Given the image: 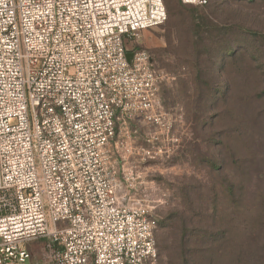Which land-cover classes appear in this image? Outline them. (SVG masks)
Instances as JSON below:
<instances>
[{
    "label": "built area",
    "instance_id": "built-area-1",
    "mask_svg": "<svg viewBox=\"0 0 264 264\" xmlns=\"http://www.w3.org/2000/svg\"><path fill=\"white\" fill-rule=\"evenodd\" d=\"M165 21L163 0H0V264L39 240L43 264L155 263L158 218L120 146L163 120L170 77L125 42Z\"/></svg>",
    "mask_w": 264,
    "mask_h": 264
},
{
    "label": "rangeland",
    "instance_id": "rangeland-1",
    "mask_svg": "<svg viewBox=\"0 0 264 264\" xmlns=\"http://www.w3.org/2000/svg\"><path fill=\"white\" fill-rule=\"evenodd\" d=\"M165 8L125 42L170 77L163 120L133 122L120 146L158 218L154 264H264V41L247 34L264 35V0ZM44 244L25 245V264L44 263Z\"/></svg>",
    "mask_w": 264,
    "mask_h": 264
},
{
    "label": "trees",
    "instance_id": "trees-1",
    "mask_svg": "<svg viewBox=\"0 0 264 264\" xmlns=\"http://www.w3.org/2000/svg\"><path fill=\"white\" fill-rule=\"evenodd\" d=\"M179 2H181L180 0H178ZM208 1V0H207ZM163 3H164V5H165V0H163ZM182 3V2H181ZM183 4V3H182ZM183 5H186V4H183ZM166 9V8H165ZM171 8H169V10H170ZM247 34H249V35H252L255 39H257V40H261V41H264V35H261V34H259V33H256V32H250V33H247ZM223 54L225 55V56H231V54H232V50L229 48V49H227L226 51H223Z\"/></svg>",
    "mask_w": 264,
    "mask_h": 264
},
{
    "label": "water",
    "instance_id": "water-1",
    "mask_svg": "<svg viewBox=\"0 0 264 264\" xmlns=\"http://www.w3.org/2000/svg\"><path fill=\"white\" fill-rule=\"evenodd\" d=\"M130 57H131L130 54H126V58H127L128 61H129Z\"/></svg>",
    "mask_w": 264,
    "mask_h": 264
}]
</instances>
